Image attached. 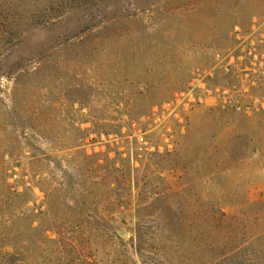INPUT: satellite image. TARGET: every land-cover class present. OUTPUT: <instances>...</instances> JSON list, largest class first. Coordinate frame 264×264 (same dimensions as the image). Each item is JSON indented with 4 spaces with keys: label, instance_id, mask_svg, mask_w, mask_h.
<instances>
[{
    "label": "rangeland",
    "instance_id": "rangeland-1",
    "mask_svg": "<svg viewBox=\"0 0 264 264\" xmlns=\"http://www.w3.org/2000/svg\"><path fill=\"white\" fill-rule=\"evenodd\" d=\"M0 264H264V0H0Z\"/></svg>",
    "mask_w": 264,
    "mask_h": 264
},
{
    "label": "built area",
    "instance_id": "built-area-1",
    "mask_svg": "<svg viewBox=\"0 0 264 264\" xmlns=\"http://www.w3.org/2000/svg\"><path fill=\"white\" fill-rule=\"evenodd\" d=\"M159 110L168 113V115L172 116L173 118H178V114H177L175 106H174V104L172 102L165 103ZM180 121L181 120H179V122Z\"/></svg>",
    "mask_w": 264,
    "mask_h": 264
}]
</instances>
